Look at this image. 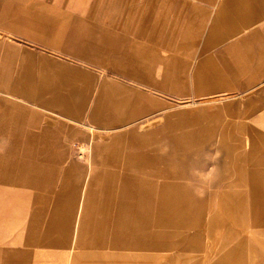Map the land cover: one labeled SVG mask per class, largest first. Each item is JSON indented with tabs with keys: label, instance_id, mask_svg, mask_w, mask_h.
<instances>
[{
	"label": "rangeland",
	"instance_id": "obj_1",
	"mask_svg": "<svg viewBox=\"0 0 264 264\" xmlns=\"http://www.w3.org/2000/svg\"><path fill=\"white\" fill-rule=\"evenodd\" d=\"M4 38L22 52V76L29 80L31 47H43L29 35ZM127 95L135 103L125 120L110 130L74 124L69 145L33 137L32 126L52 115L37 116L27 98L8 99L0 140V264H264V224L254 223L248 205L231 209L237 192L212 187L223 181L225 191L245 192L237 187L243 175L246 184L264 187V113H247L240 129L224 123L202 130L199 138L208 144L174 148L167 145L175 114L238 106L244 94ZM114 139L126 145L97 156L93 167V146ZM159 154L163 160H152ZM174 158L191 164L197 190L146 194L145 175L154 165L174 173Z\"/></svg>",
	"mask_w": 264,
	"mask_h": 264
},
{
	"label": "crops",
	"instance_id": "obj_2",
	"mask_svg": "<svg viewBox=\"0 0 264 264\" xmlns=\"http://www.w3.org/2000/svg\"><path fill=\"white\" fill-rule=\"evenodd\" d=\"M4 34L29 35L43 47H31L29 80L22 76V52ZM64 55L81 62L63 61ZM130 91L142 97L152 91L244 94L238 106L175 114L177 128L167 147L208 144L199 138L202 130L224 123L240 129L247 113H264V0H0V140H5L8 99L18 104L27 98L37 116L52 115H42L43 126H32L33 137L69 145L75 133L67 129L74 124L110 130L125 120L135 103ZM125 145L119 139L95 144L93 167L97 156ZM171 160L177 162L174 173L154 165L145 175L146 194L197 190L199 176L190 175L191 164ZM245 178L237 185L246 186L245 192L225 191L223 181L212 187L237 192L231 209L248 205L254 223L264 224V187L248 185Z\"/></svg>",
	"mask_w": 264,
	"mask_h": 264
}]
</instances>
